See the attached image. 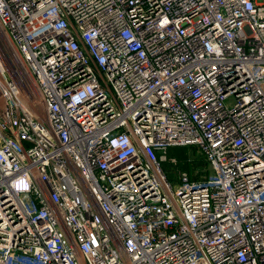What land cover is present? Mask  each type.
Wrapping results in <instances>:
<instances>
[{"label": "built area", "instance_id": "1", "mask_svg": "<svg viewBox=\"0 0 264 264\" xmlns=\"http://www.w3.org/2000/svg\"><path fill=\"white\" fill-rule=\"evenodd\" d=\"M0 41V264H264V0H0Z\"/></svg>", "mask_w": 264, "mask_h": 264}, {"label": "rangeland", "instance_id": "2", "mask_svg": "<svg viewBox=\"0 0 264 264\" xmlns=\"http://www.w3.org/2000/svg\"><path fill=\"white\" fill-rule=\"evenodd\" d=\"M0 46L1 52L6 57V46L1 41ZM1 58L3 59V57ZM7 60V63L12 65L9 55ZM167 157L168 160L163 162V168L173 184H179L180 176L183 174L194 179L208 176L210 173L209 165L197 147H173L168 151Z\"/></svg>", "mask_w": 264, "mask_h": 264}]
</instances>
